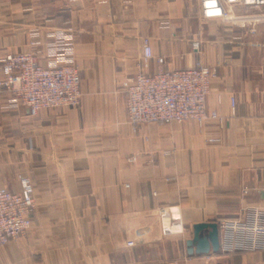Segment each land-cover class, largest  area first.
Listing matches in <instances>:
<instances>
[{
	"label": "crops",
	"instance_id": "0c3cea01",
	"mask_svg": "<svg viewBox=\"0 0 264 264\" xmlns=\"http://www.w3.org/2000/svg\"><path fill=\"white\" fill-rule=\"evenodd\" d=\"M263 10L231 8L239 20ZM33 29L42 43L53 30L70 34L81 100L32 117L0 92V187L18 192L19 175L35 186L32 228L0 246V264H264V248L199 254L186 244L195 224L264 214V20L203 19L199 0H0V56L29 50ZM144 36L164 69L215 71L206 101L224 128H133L121 82L142 69ZM161 206L178 208L172 234L160 232Z\"/></svg>",
	"mask_w": 264,
	"mask_h": 264
},
{
	"label": "built area",
	"instance_id": "2783aa9c",
	"mask_svg": "<svg viewBox=\"0 0 264 264\" xmlns=\"http://www.w3.org/2000/svg\"><path fill=\"white\" fill-rule=\"evenodd\" d=\"M235 4L264 8V0H199L201 17L238 22L242 26L264 20V10L239 20L231 12ZM29 35V50L0 56V92L6 95L4 106L9 109L25 107L32 117L43 108L77 106L81 100V79L70 34L64 30L50 31L45 43L38 29L31 30ZM198 46V41L192 42L193 49L197 50ZM260 46L264 48V44ZM152 59L156 68L147 72ZM163 63V57L153 55L149 37H142V69L121 82L127 120L133 128L145 123L181 124L186 121L198 125L212 121L224 128L227 118L209 109L206 101L215 71L200 63L169 70L163 68ZM229 104L230 113L234 114L233 96ZM216 140L208 138L209 142ZM128 160L134 161L135 157L130 156ZM18 182V192L0 187V246L26 235L32 228L35 186L27 175H19ZM156 214L162 235L177 231V207L161 206ZM218 236L222 252L261 250L264 248V214L255 208L242 213L241 218L223 219L218 224ZM135 243L133 239H125L120 244L131 247Z\"/></svg>",
	"mask_w": 264,
	"mask_h": 264
},
{
	"label": "water",
	"instance_id": "95a60500",
	"mask_svg": "<svg viewBox=\"0 0 264 264\" xmlns=\"http://www.w3.org/2000/svg\"><path fill=\"white\" fill-rule=\"evenodd\" d=\"M208 229L207 235L201 233ZM188 253H207L211 248L213 251L219 249L218 225L216 223H198L193 226V236L186 242Z\"/></svg>",
	"mask_w": 264,
	"mask_h": 264
}]
</instances>
